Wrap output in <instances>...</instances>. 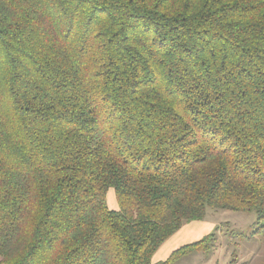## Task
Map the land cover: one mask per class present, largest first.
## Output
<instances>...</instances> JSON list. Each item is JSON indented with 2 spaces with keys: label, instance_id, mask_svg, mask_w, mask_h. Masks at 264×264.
I'll list each match as a JSON object with an SVG mask.
<instances>
[{
  "label": "trees",
  "instance_id": "1",
  "mask_svg": "<svg viewBox=\"0 0 264 264\" xmlns=\"http://www.w3.org/2000/svg\"><path fill=\"white\" fill-rule=\"evenodd\" d=\"M208 207L264 235V0H0V264H174Z\"/></svg>",
  "mask_w": 264,
  "mask_h": 264
},
{
  "label": "rangeland",
  "instance_id": "2",
  "mask_svg": "<svg viewBox=\"0 0 264 264\" xmlns=\"http://www.w3.org/2000/svg\"><path fill=\"white\" fill-rule=\"evenodd\" d=\"M106 205L116 210L112 190L106 194ZM256 214L206 208L202 221L183 223L154 254V263L164 261L176 249L212 235L208 252L192 253L174 264H264V235H254Z\"/></svg>",
  "mask_w": 264,
  "mask_h": 264
}]
</instances>
